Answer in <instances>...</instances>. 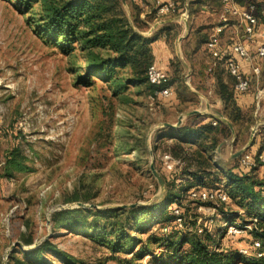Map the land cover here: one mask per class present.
Returning a JSON list of instances; mask_svg holds the SVG:
<instances>
[{"label":"rangeland","instance_id":"1","mask_svg":"<svg viewBox=\"0 0 264 264\" xmlns=\"http://www.w3.org/2000/svg\"><path fill=\"white\" fill-rule=\"evenodd\" d=\"M38 10L35 5L31 12H24L17 0H0V264H8V251L9 255L15 251L14 255L22 258L25 251L40 247L45 241L77 261L65 262L48 249L45 256L51 264H162L153 259L163 255L164 248L153 243V253H144L142 247L149 236H165L163 226L169 221L155 222L146 232L135 230L133 223L128 230L142 241L133 251L125 252L114 251L81 230L67 228L64 220L57 225L54 214L83 207L78 202L99 206L85 207L89 209L160 203L167 189L161 191L151 163L154 161L160 173L168 174V170L162 151L155 152L153 147L163 123H177L179 112L170 107H176V101L166 98L153 108L146 85L129 82L123 92L115 94V84L99 76H94L93 86L80 82L79 76L87 72L79 46L72 54L66 53L49 36L40 34L33 22L39 16ZM130 11L127 2L124 12L132 19ZM198 12L199 7L191 12L189 25ZM200 14L203 13L196 16L199 20L193 24V30L180 24L168 34L174 57L172 84H190V77H186L192 65L190 56L195 45L208 40L214 26ZM129 73L118 71L120 77H128ZM262 102L263 99L259 108ZM253 122L257 134L261 133L262 125ZM19 146L32 168L4 176L10 152ZM215 177V182L205 186L230 189L227 175L219 171L211 179ZM183 179L177 178L174 191L180 189ZM183 203L189 229L194 228L192 222L196 217H202L204 223L213 214L210 203L200 204L186 197ZM215 207L220 212L215 222L226 215L238 223L253 219L248 209L233 198L229 204L217 203ZM87 213L83 215L90 214ZM213 227L214 223L211 231ZM186 229L184 226L179 235L188 236ZM28 237L35 239L32 248L24 243L23 239ZM255 238L247 230L222 239L221 243L225 249L238 253L251 248ZM18 242L22 245H16ZM248 259L242 256L237 264H249Z\"/></svg>","mask_w":264,"mask_h":264},{"label":"trees","instance_id":"2","mask_svg":"<svg viewBox=\"0 0 264 264\" xmlns=\"http://www.w3.org/2000/svg\"><path fill=\"white\" fill-rule=\"evenodd\" d=\"M236 1L243 4L254 2V0ZM17 2L20 10L24 12H31L32 8L38 5L37 14L39 16L33 18L36 30L42 35L49 36L66 53L72 54L79 46L82 57L86 61L87 72L85 76H79L80 82L93 86L94 76H99L115 84V94L123 92L129 82L136 86H148L149 94L154 91L155 87L149 82L147 70L152 63H155L152 49L155 38L142 34L146 24L138 20L134 14L130 19L124 12L123 0H17ZM131 6L133 11L139 9L135 3ZM119 69L129 71V76L120 77ZM231 77L233 78L232 75ZM184 87L187 89L186 85ZM217 93L225 103L228 116L233 120H238L241 116V108L237 104L231 82L219 79ZM230 133V127L224 122L222 126L210 124L202 128H193L188 125H181L176 129L160 127L153 151L161 150L163 154L170 153L182 162V166L173 171L164 166L168 174L164 172L161 174L167 190L160 203L142 207L65 209L54 214L57 225L64 220V226L67 228L81 230L92 240L107 245L114 251L131 252L142 239L131 233L128 230L129 226L134 223L135 230L146 232L145 230H149L155 222L169 221L163 226L165 236H149L142 247L144 253L150 251L153 253V243L164 248L163 255L155 256L154 262L162 264H237L242 255L239 252L232 253L221 243L222 239L234 237L227 235V228L220 225L222 221L234 222L233 217L226 215L220 222L216 221L213 231L210 229V220L206 218L203 223L204 232H199L198 217L192 222L193 229L187 226V207L183 203L186 197L200 204L210 203L209 206L215 204L213 201L193 199L190 193L200 187H210L205 185L216 181V177L214 179L211 177L216 176L220 170L214 163L213 151L217 149L222 138ZM260 164L261 161L257 166L252 167L249 173H228L227 183L230 189L227 192L230 198L239 200L240 204L248 209L247 211L253 217L251 221H247L253 223L251 233L261 240L264 250V179L256 174ZM31 168L28 164V157L23 148L19 146L11 150L2 174L11 177L18 172L29 171ZM188 176L194 181L174 191L173 184L177 178ZM213 187L219 188L220 186ZM222 203L227 205L229 201ZM175 208L181 209L188 236L179 235L184 227H180L176 221ZM86 212L90 214L84 216ZM143 216H146L145 219ZM23 240L26 245L35 242L33 237ZM48 249L65 262H77L71 254L45 241L40 247L25 251L22 258L16 257L14 251L9 255L8 264H51L45 256V251ZM247 258H249V264H264V255L261 257L253 255Z\"/></svg>","mask_w":264,"mask_h":264},{"label":"crops","instance_id":"3","mask_svg":"<svg viewBox=\"0 0 264 264\" xmlns=\"http://www.w3.org/2000/svg\"><path fill=\"white\" fill-rule=\"evenodd\" d=\"M155 1L156 0H123V4L125 7L128 2L131 8L130 12H132L138 20L144 21L146 28L142 31V34L147 37L155 38L152 43L155 63L166 69L170 74V71L173 70L171 63L174 62V57L169 44L168 34L173 32L174 26L184 24L185 28L189 27L193 30V24L199 20L196 16L199 13H203L200 15L205 16L207 19L206 22L214 25L211 28L212 33L214 28L222 23L223 16L225 15L224 4L223 0H174L180 6V11L187 8L190 15L196 7H199L198 14H193L191 25H189L180 17L179 13L157 16L155 12ZM254 2L257 4L259 16V26L256 36L253 39H248L242 30L237 33L233 25L237 20L233 17L231 25L222 33L220 45L221 56L219 58L216 59L212 56L207 48L206 41L202 45H195L192 55L190 56L192 65L186 76L190 77V84L187 83V89H185L182 82H175L176 84H173L176 90L175 95L172 96L171 99L176 101L175 103L177 106L170 105V107L171 109H177L179 116L184 111L198 109L200 113L185 116L181 124L182 126L188 125L193 128H202L210 124L222 126L224 121H222L221 116L224 115L232 122L235 132L230 128L231 133L227 137H223L217 149L213 151L215 165L225 175H228L230 172H240L242 174L249 173L251 168H242L240 164L241 156L245 153H251L255 156L260 155L262 156V160L256 174L259 178L264 179V97L261 108L258 107L256 100L257 90L264 89V73L261 77L256 78L252 72L253 62L238 56L233 44L237 37H241V39L245 41L248 49L254 54L260 43V31L264 29V0H254ZM133 3L138 5L139 9L133 11L131 6ZM150 17H153V19H149ZM192 42L195 43V39H193ZM202 50H205L206 54H203L205 53L203 52L201 55ZM230 56L237 57V59L240 60L243 71L251 78L253 87L249 91H236L234 79L231 77L225 64V59ZM219 79L231 82L237 104L241 108V116L238 120H233L228 116L225 103L217 93ZM215 120L218 121L217 124H214ZM253 120H255V125H262V131L257 134L256 130L255 137L248 150L239 156H235L237 151L243 149L250 142L254 129ZM191 181H194L192 177H185L179 186H186L187 183ZM223 223L222 221L220 225Z\"/></svg>","mask_w":264,"mask_h":264},{"label":"built area","instance_id":"4","mask_svg":"<svg viewBox=\"0 0 264 264\" xmlns=\"http://www.w3.org/2000/svg\"><path fill=\"white\" fill-rule=\"evenodd\" d=\"M225 15L223 16L222 23L216 26L213 32L210 34L206 41L207 48L211 52L214 58L221 56V41L223 31L231 25V20L234 17L237 22H234V28L236 32L243 31L248 39H253L258 31L259 16L257 4L253 1L248 3H239L236 0H223ZM155 12L157 16H165L169 14H180V17L186 22L189 21L190 13L187 8L180 11V6L174 0H156L155 1ZM238 35V34H237ZM260 43L258 44L254 54L248 49L245 41L241 37H237L234 44L235 51L238 56L243 59L252 61V72L256 78H259L264 73V29L260 31ZM225 64L230 75L235 80V89L237 92H247L251 89L252 80L243 71L242 64L237 57H227ZM147 76L149 82L154 85V91L148 95L149 105L154 108L166 98H171L175 95V87L171 83V76L167 70L160 67L156 63H152L148 70ZM264 97V89L257 90L256 100L257 105L261 104V100ZM217 120L214 124H217ZM262 160V156H255L251 153H245L241 156L240 164L242 168H252L259 164ZM162 161L168 170H177L182 166V162L179 159L174 158L170 153H164L162 155ZM191 198L200 201H213L215 204L211 205L214 207L213 214L207 219L210 220V224L215 223V216L220 213L215 205L217 203L228 202L230 200L227 189L223 186L219 188L215 187H200L193 190ZM176 221L180 227H184V219L182 217L181 209L175 208ZM202 217L198 219L197 229L199 232H204V225L202 223ZM218 226V225H217ZM222 227L227 228V235L237 236L243 232L249 230L252 231L253 223H238L236 221H225ZM240 254L245 257H251L256 255L261 257L264 255L262 248V242L260 239L255 238L252 241L251 248H243L239 250Z\"/></svg>","mask_w":264,"mask_h":264},{"label":"water","instance_id":"5","mask_svg":"<svg viewBox=\"0 0 264 264\" xmlns=\"http://www.w3.org/2000/svg\"><path fill=\"white\" fill-rule=\"evenodd\" d=\"M197 113H200V111L198 109L185 111L184 113H182L180 115L179 120L177 121V123L164 122L163 126H168L170 128H174V129L178 128L179 126H181L185 116L192 115V114H197ZM221 119H222V121H224L225 123H227L229 125V127L232 129L233 132H235V128H234L232 122L229 119H227L224 115L221 116ZM255 133H256V127H254V129H253V133H252V137H251L250 142L243 149L237 151L235 156H239V155L243 154L246 150H248V148L250 147V145L253 142V139L255 137ZM151 170H152L153 174L156 176V178L158 179V182L160 183L161 191L164 192L165 189H166V183H165V180H164L162 174L157 170L154 161H152V163H151ZM138 204H140V203L121 204L118 207H133V206H137ZM78 205L79 206H83V207H91V208H98L99 207L96 204H89V203H84V202H78ZM16 245H22V243L18 242ZM28 247L32 248L33 245H29ZM7 257H9V251L7 253Z\"/></svg>","mask_w":264,"mask_h":264}]
</instances>
